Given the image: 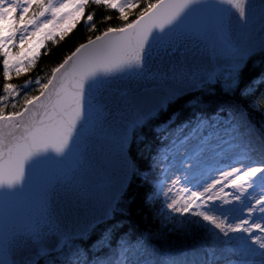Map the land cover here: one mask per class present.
<instances>
[{
	"label": "snow or ice",
	"instance_id": "6c2138e0",
	"mask_svg": "<svg viewBox=\"0 0 264 264\" xmlns=\"http://www.w3.org/2000/svg\"><path fill=\"white\" fill-rule=\"evenodd\" d=\"M140 5L0 0V264H264V0Z\"/></svg>",
	"mask_w": 264,
	"mask_h": 264
},
{
	"label": "trees",
	"instance_id": "16d2710c",
	"mask_svg": "<svg viewBox=\"0 0 264 264\" xmlns=\"http://www.w3.org/2000/svg\"><path fill=\"white\" fill-rule=\"evenodd\" d=\"M144 0H141V5L143 6ZM91 7V6H90ZM108 15L112 17L109 21H98L97 27L98 29L103 27L104 24H111L112 26H118L122 21L119 18V14L114 10H109ZM134 18V11L132 14H129L128 19L131 20ZM97 33L88 31L87 28L84 27V22L81 20L78 22L72 30L65 35V37L61 40H58L56 43L52 41L45 42V45L41 49V54L39 59L37 60L35 66L29 70L28 73H21L19 77H16L14 74L11 77L10 82L15 84H22L25 79L28 77H35L36 75L43 76L48 73L51 67H54L56 63H58L63 55L68 54L78 43H82L86 40L88 36H94ZM47 47L48 51L45 54L44 48ZM2 59V58H0ZM2 64H0V92H2L4 77L2 75ZM133 192L139 191V186L134 185ZM158 222L153 220H149L147 216H144L141 219L134 220L131 224V229L133 232L138 230L148 229L155 233V235L151 238L150 244L153 248L167 252L170 249V246H178L181 243L180 238L175 233H161L157 231ZM186 243V242H185Z\"/></svg>",
	"mask_w": 264,
	"mask_h": 264
},
{
	"label": "rangeland",
	"instance_id": "374dc122",
	"mask_svg": "<svg viewBox=\"0 0 264 264\" xmlns=\"http://www.w3.org/2000/svg\"><path fill=\"white\" fill-rule=\"evenodd\" d=\"M49 27H51V25H49ZM46 42H48V41H46ZM42 47H43V46H41V49H42Z\"/></svg>",
	"mask_w": 264,
	"mask_h": 264
}]
</instances>
